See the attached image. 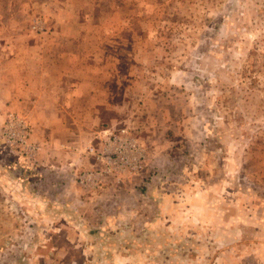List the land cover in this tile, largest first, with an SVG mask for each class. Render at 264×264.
I'll return each mask as SVG.
<instances>
[{"label":"rangeland","instance_id":"1","mask_svg":"<svg viewBox=\"0 0 264 264\" xmlns=\"http://www.w3.org/2000/svg\"><path fill=\"white\" fill-rule=\"evenodd\" d=\"M0 264H264V0H0Z\"/></svg>","mask_w":264,"mask_h":264},{"label":"built area","instance_id":"2","mask_svg":"<svg viewBox=\"0 0 264 264\" xmlns=\"http://www.w3.org/2000/svg\"><path fill=\"white\" fill-rule=\"evenodd\" d=\"M106 131L103 147L99 150L94 145L87 147L88 152L103 166L87 168L79 172L77 181L85 188H94L104 174L115 175L125 168L135 167L140 158L139 147L131 136L126 135L125 129H121L118 134Z\"/></svg>","mask_w":264,"mask_h":264},{"label":"crops","instance_id":"3","mask_svg":"<svg viewBox=\"0 0 264 264\" xmlns=\"http://www.w3.org/2000/svg\"><path fill=\"white\" fill-rule=\"evenodd\" d=\"M74 159H76V160H78L77 158H74ZM90 161L91 162H93L92 164V166H89V167H91V168H95L97 165H98V162L96 161V159H95V157L94 156H91L90 158ZM72 162H74V161H72ZM90 165V164H89ZM142 167V166H141ZM85 168H87V167H85ZM123 176H125V174L123 175ZM122 176V177H123ZM76 181H77V176H76ZM112 181H114V178H113V176L112 177H107L105 180H103V181H100V182H98V185H97V187L96 188H94V189H92V191H98L97 193H100L99 192V190L100 191H103V190H105L104 188L105 187H108L109 188V183L110 182H112ZM77 183V182H76ZM111 184V183H110ZM67 194V193H66Z\"/></svg>","mask_w":264,"mask_h":264}]
</instances>
